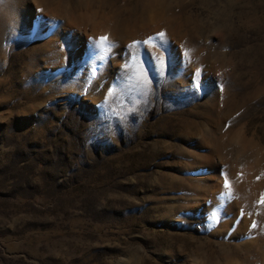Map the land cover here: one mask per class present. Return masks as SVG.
<instances>
[{"label":"rangeland","instance_id":"374dc122","mask_svg":"<svg viewBox=\"0 0 264 264\" xmlns=\"http://www.w3.org/2000/svg\"><path fill=\"white\" fill-rule=\"evenodd\" d=\"M262 196L264 0H0V264H264Z\"/></svg>","mask_w":264,"mask_h":264},{"label":"snow or ice","instance_id":"6c2138e0","mask_svg":"<svg viewBox=\"0 0 264 264\" xmlns=\"http://www.w3.org/2000/svg\"><path fill=\"white\" fill-rule=\"evenodd\" d=\"M158 35H159L160 37H163V36H164V33H159ZM102 39H106V38H102ZM144 43L147 44L148 41H145ZM149 55H151V54H149ZM161 63H163V59H161ZM226 187H227V185H226ZM261 203H264V196H262V198H261ZM252 227H256V225L253 224Z\"/></svg>","mask_w":264,"mask_h":264}]
</instances>
